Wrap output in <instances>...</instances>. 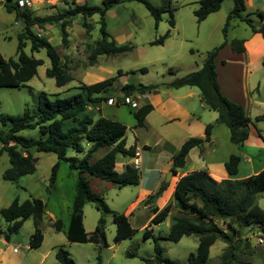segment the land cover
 I'll return each mask as SVG.
<instances>
[{
  "label": "rangeland",
  "instance_id": "1",
  "mask_svg": "<svg viewBox=\"0 0 264 264\" xmlns=\"http://www.w3.org/2000/svg\"><path fill=\"white\" fill-rule=\"evenodd\" d=\"M148 1L154 6L165 9L161 13V19L157 26H155L154 19L145 6L134 0H125L113 5L106 11L105 22L109 39H113L118 45L129 44L133 48L125 53L98 55L94 60L89 59V54L94 41L100 38L98 14L86 17V21L89 23L88 31L82 27V17L80 15L74 17L66 25L68 44L65 48L61 44L58 25L45 24L43 28L36 25L32 26L34 32L46 36L58 51L62 60L67 62L73 79L63 86H56L54 79L47 77L44 73L49 66L45 49L41 48L39 51L31 53L30 43L26 41L23 51L28 55L32 54L35 58L42 59L43 64L37 67L36 74L24 86L0 87V114H20L26 107L35 105L37 96L41 91L47 93L49 97H54L53 94L64 97L77 93L79 91L77 86L80 83L90 84L109 76H117V70L128 73L117 76L112 86V96L122 97L119 87L125 83L153 84L158 90L160 89L159 91L164 96L162 89L164 86L170 87L168 84L175 78L199 69L208 52L224 40L229 51H221L220 59L225 61V66H222L221 62L218 61V71L224 76H231L237 72L241 77L240 88L241 83H243L244 73L242 72L245 71V67L244 61L238 55H235L237 54L236 51L231 49L232 42L235 39L245 40L244 46L246 45V50L249 53L248 85L253 98L257 99L258 102L252 103L250 116L253 119L254 116L264 112V65L262 64L264 38L258 32L253 33L250 27L236 16L228 20L226 31L223 32L227 16L234 6L233 0H222L217 11L208 14L206 18L199 22L193 14V11L198 7L199 0ZM74 2L76 4L87 3L101 6L102 0H29V6L27 7L32 9L33 14L38 17L52 18L62 10L73 6ZM168 5L171 8L172 15L169 12ZM256 7L262 12V18L259 17L260 14L250 13L248 17L254 26L259 27L264 25V0L258 2ZM240 14L242 16L247 15L246 10L241 11ZM171 18L174 22L173 26L169 23ZM21 29V19L16 18L13 12H7L3 7L2 0H0V53L5 59L15 56L17 34ZM166 31H169V33L162 45L150 44L152 40L163 35ZM141 68H145L146 71H141ZM235 84L238 88V83ZM186 90L187 88L182 86L178 89V93H183ZM195 100L193 97L189 98V103L194 105ZM138 101L140 102L139 97ZM196 105L199 109L198 103ZM198 109L196 114L201 112ZM99 110L100 113H96V116L100 114L106 118L117 120L126 126L124 133L126 145H133L136 137L139 141L146 139L150 149L143 150L141 155L144 154L150 161L159 152L158 147L153 142L156 133L164 134L171 139L178 135L175 130L167 127L160 128L157 132L143 128L144 131H141V134L135 137L134 130L137 127H135V118L132 114L133 109L129 104L107 105L103 101L99 104ZM207 110L203 111V117L205 114H209L207 113L209 109ZM196 117L197 115L194 118ZM154 119H159V117H154ZM154 119H151L153 123L155 122ZM214 122L215 120L210 123L213 124ZM194 128L192 130L193 136H198L197 127ZM215 128H218L217 151L209 157L213 160L208 164L209 167L215 169L212 165L216 166V163L219 167L222 164L220 162L222 157L228 159L229 154H238L243 149L251 156V165L254 169L264 165V147L257 149L256 147H247V144L232 143L226 125L216 124L213 129ZM258 129L264 137V122L258 124ZM20 133L33 137L38 135L36 129H26ZM262 141L264 142V140ZM34 155L37 157L34 172L20 176L16 182L2 179L1 175L9 166V162L6 153L0 155V209L8 206L14 198H17L20 202L31 198L41 199L44 203V215L40 224L43 240L37 247H29L30 236L34 228L32 219H26L17 232L10 235L8 241L0 236V264H59L55 258V251L59 246L64 247L69 252L74 264H144V258L153 257V239L151 236L145 238L143 231L150 222L151 208L160 205L162 197H165V193L170 187V183L167 185L163 183V180L167 179V173L163 175L162 182L160 181L158 187L163 186V190L161 193H157L158 188H156L152 192L151 200L148 202L149 205L142 202L141 199H136L139 190L137 185H126L118 188L110 182L102 181L103 183L99 184L94 178H90L91 189L103 196L104 201L112 211L125 213L135 232L126 239L114 242L115 224L112 222L111 215L107 214L104 217L106 245L102 241L94 242L93 240L73 242L66 239L64 231L67 228L75 194L77 172L70 169L66 162L59 161L53 185L48 187L50 169L57 160L56 155L51 152H36ZM67 155L74 156L76 154L74 151L68 150ZM100 155L98 153V157ZM117 159L124 160L127 157L118 153ZM243 160L241 158L240 167L246 165ZM159 161L165 160L160 159ZM195 161L198 166L202 162L201 160ZM141 165L142 162H140L139 168ZM147 166L144 165L141 169H146ZM117 167L121 166L118 165ZM192 169L195 170V168ZM220 170L226 174L223 165L220 166ZM245 172L246 170L239 169L236 178L242 176ZM143 178V182L152 184V180L147 181L145 177ZM167 201H171L172 206L166 218L158 224L150 223L148 227L151 228L153 236L166 233L173 216L180 214L173 198ZM256 204L264 209V192L257 197ZM99 216L100 212L94 208L91 202L84 204L83 226L87 233L93 232ZM55 219L62 221L63 228L61 231H56L51 226V222ZM218 225L225 230V224L218 222ZM5 227L6 222L0 216V229L4 230ZM240 231L242 235L241 239L237 240L238 250L235 252L237 260L243 262V264H264V234L259 235L254 227H245ZM197 241L195 235H190L183 236L177 242L160 239L159 243L163 246L164 255L184 264L188 254L195 251ZM225 247L224 242L215 241L209 249V256L204 264H220L221 254ZM128 253H134V256H127Z\"/></svg>",
  "mask_w": 264,
  "mask_h": 264
},
{
  "label": "trees",
  "instance_id": "2",
  "mask_svg": "<svg viewBox=\"0 0 264 264\" xmlns=\"http://www.w3.org/2000/svg\"><path fill=\"white\" fill-rule=\"evenodd\" d=\"M125 0H102L100 5H89L87 3L70 6L55 17H38L33 14L32 9L22 6L21 0H2L4 9L13 12L16 18L22 21V29L17 34V45L15 56L5 59L0 53V87H20L30 80L35 74L37 67L43 64V60L28 55L23 51L26 41H29L30 52L45 49L49 59V66L45 69V75L54 79L56 86L60 87L73 79L70 67L63 61L58 51L49 42L45 35L32 30L36 25L43 28L45 24L59 26L61 44L65 48L68 44V31L66 25L80 15L81 25L88 31L89 23L86 17L93 14L99 15L100 38L94 41L89 54V59L94 60L98 55H115L130 51L133 46L129 44L118 45L113 39H109L106 30V11L113 5ZM142 3L154 19L155 26L161 19L163 7H157L148 0H134ZM234 6L230 10L223 27L225 33L228 20L236 16L244 21L253 33H260L264 38V25L254 26L247 15L242 16L241 11L246 9L245 0H233ZM222 0H199L198 7L193 11L199 22L220 7ZM171 14V8L168 5ZM172 15V14H171ZM262 16V14H260ZM174 25L172 18L169 20ZM169 31L155 38L151 45H162ZM244 40L235 39L231 49L236 52L244 51ZM226 45L222 41L218 46L208 52L206 59L199 69L175 78L168 86L178 88L182 86H194L199 90L201 102L209 110L215 111L217 117L215 122L205 125L204 137H190L185 140L180 148L172 154L170 173L176 174L177 169L182 168L185 157L190 149L200 147L210 138V133L216 124H224L229 130L230 141L235 144H243L248 137L249 126H256L259 121H264V112L254 116L252 119L245 108L233 100L227 98L220 90L216 72V58L219 51ZM264 65V59L262 60ZM141 71H146L141 68ZM117 70V76L127 74ZM116 75L109 76L100 81L85 84L80 83L77 93L59 97H49L41 91L37 96L34 106L26 107L20 114H0V155L6 153L9 166L3 171V180L16 182L17 179L26 174L34 172L37 157L36 152H51L56 155V162L50 169L48 187L53 185L59 161H64L69 168L77 172L75 194L72 200L71 212L67 228L64 231L68 241L88 242L102 241L105 245L104 217L111 215L115 224L114 242H119L130 237L135 229L132 228L128 216L124 213L112 211L103 196L93 191L89 180L92 177L110 182L118 188L126 185H137L140 180V171L132 164H126L122 171L115 169L116 155L133 157L135 146L126 147L124 133L126 126L100 113L99 104L112 98L111 90L117 79ZM156 88L153 84L125 83L120 85L122 97H115L117 103H124L123 98L129 95H141ZM125 104V103H124ZM130 106V105H129ZM131 107V106H130ZM132 108V107H131ZM133 109L135 126H142L145 115L152 109L150 103L140 104ZM38 131L36 137L22 135V130ZM259 134V131H258ZM260 135V134H259ZM264 140V138H263ZM108 148L102 155L95 158L99 149ZM68 150L74 151L76 155H67ZM241 158L231 154L223 167L227 174L226 178L216 180L204 169L193 170L182 175L175 183L172 198L180 212L172 218V222L166 233L153 236L150 223L158 224L168 215L172 202H167L162 208H151L153 216L148 227H145L143 235L145 238L152 237L154 254L152 258H144V264H182L178 260L164 255L160 239L177 242L183 236L195 235L197 246L194 252H190L184 264H204L209 256V249L215 241L220 240L226 244L221 254L220 264L242 263L236 258L238 241L241 239L240 229L254 227L259 235L264 234V209L256 204L257 197L264 192V168L255 174L244 178H236ZM163 186L158 188L161 193ZM146 199L145 201H149ZM91 202L94 208L100 212L97 224L92 233H87L83 226V206ZM44 215V203L39 198L25 199L19 201L14 198L10 204L0 209V216L6 222L4 230L0 229V236L6 241L10 235L17 232L23 221L32 219L34 231L30 236L29 247L40 245L43 234L40 224ZM225 224V230L218 225ZM51 226L56 231L63 228L62 221L55 219ZM246 243V242H245ZM127 256H134L128 253ZM55 258L59 264H74L69 252L59 246L55 251Z\"/></svg>",
  "mask_w": 264,
  "mask_h": 264
},
{
  "label": "crops",
  "instance_id": "3",
  "mask_svg": "<svg viewBox=\"0 0 264 264\" xmlns=\"http://www.w3.org/2000/svg\"><path fill=\"white\" fill-rule=\"evenodd\" d=\"M261 0H245L246 3V14H262V12L256 7V4L260 2ZM248 10V11H247ZM260 18H262L261 15H259ZM245 42V40H244ZM244 45V43H243ZM246 45L244 46V51L240 52L235 55H238L243 61H244V67L245 71L243 76V83H241L240 88H239V82L241 81L240 75L235 72L231 76L228 75H223L220 74L218 71V61L221 62L222 66H225V61L220 59V53L223 50H228L227 44L219 51V54L216 58V71H217V80L218 84L220 86L221 92L229 99L240 103L246 110L247 114L250 116V108L253 102L258 103L257 99H254L251 91H250V86L248 85V73H249V53L246 50ZM247 67V68H246ZM238 83V88L236 87L235 83ZM184 87V86H183ZM187 90L183 93H178V89L181 88H170L167 86H164L163 92L164 96L162 93L157 89L154 88L150 92H147L142 99H140V104L143 103H150L152 105V109L145 115L144 117V123L142 126H137L135 128V137L139 134H141V131L143 128L146 130H150L153 132H157L160 128H170L173 129L177 132L178 135H176L175 138L171 139L169 136L166 135H160L156 133V138L153 141L154 144L158 147L159 152L158 155L153 158L152 161L149 160L148 157L141 155V152L143 150H149L150 146L148 145V141L146 139H142L139 141L137 137L135 138L134 146L135 150L138 148V155L137 157H129L126 155H121L127 157V159L124 160H118L117 155H116V163H115V169L117 171H122L124 166L126 164H131L134 159L136 158L138 161L137 168L140 171V180L137 186L139 187V190L137 192V198L136 199H141L142 202L145 204L149 205L148 202L151 200V194L156 190V188L159 187L160 181L162 182V177L165 173H170L169 169L171 166V157L172 154H174L181 146V144L187 140L190 137H204V128L206 124H209L210 122L214 121L216 119V113H214L212 110H209V114H205L207 117H203V111H208L206 106L201 102L200 100V94L199 90L194 87V86H185ZM247 92V93H246ZM195 98L196 103H198L199 109L197 108L196 103L194 105L192 103H189V98ZM198 111H201L200 114H196ZM195 115H197L196 118ZM154 117H159V119H154ZM251 117V116H250ZM154 119L155 122L153 123L151 119ZM252 118V117H251ZM159 121V123H157ZM264 121L257 122L256 126L254 127L253 125L249 126V132H248V137L244 141L243 144H247V147L251 148H257L261 149L264 147V142L263 136L258 134V124H261ZM136 127V126H135ZM194 127H197V132L198 136H193L192 130L195 129ZM228 129V128H227ZM217 131L218 128L212 129L210 133V138L208 141H205L203 145L200 147H194L190 149L188 152L187 156L185 157V163L182 168H179L180 170L177 169L176 174L170 173L169 177L164 181V184H169L170 187L168 191L165 193V197H162V202L160 205L157 207L158 209L162 208L168 201L172 198V193L173 189L175 186V183L177 180L182 176L185 175L191 171H193L192 168H195V170L198 169H204L208 171L209 175L216 179L220 180L221 178H226L227 175L222 173L220 170V166L224 164V162L227 160L226 157H222L220 159V162L222 164L218 167V163L215 165H212L215 169H212L209 167L208 164L213 161L211 158V155L216 153L217 151ZM229 131V130H228ZM222 132H224L222 130ZM125 138V137H124ZM126 144V141H125ZM131 145H126V147H129ZM108 148H102L97 151L95 154V158L98 157L99 154H103L105 151H107ZM231 154H229L230 156ZM240 158L244 159L243 161L246 163V165H242L241 167L238 166V170H246L245 173H243L242 176H237V178H244L250 174H255L259 172L261 169L264 168V165H260L257 169H254L251 165V156L246 153L245 149L240 151L238 154ZM142 156V157H141ZM144 156V157H143ZM161 156V158H160ZM228 156V157H229ZM197 157V158H195ZM165 160V161H159V160ZM201 160V164L199 167L196 164L195 160ZM148 160V161H147ZM142 162L141 167L139 168V164ZM189 163V164H188ZM120 165L121 167H117ZM147 166L146 169H141L143 166ZM188 165V166H187ZM196 166V167H195ZM205 166V167H204ZM146 180H152V184H147L144 181V178ZM94 178V180L97 183H103L101 179L99 178ZM107 182V181H106ZM90 184V183H89ZM109 185V184H107ZM93 188H95L92 185ZM150 199L149 201H145L146 199ZM167 201V202H166ZM152 211V210H151ZM125 214V213H124ZM153 216V213H152ZM151 216V217H152ZM66 237V236H65ZM67 239V238H66ZM43 240V239H42Z\"/></svg>",
  "mask_w": 264,
  "mask_h": 264
},
{
  "label": "built area",
  "instance_id": "4",
  "mask_svg": "<svg viewBox=\"0 0 264 264\" xmlns=\"http://www.w3.org/2000/svg\"><path fill=\"white\" fill-rule=\"evenodd\" d=\"M21 3H22L23 5H25V6H29V0H21ZM145 94H146V93L141 94V95H134V94H133V95L125 96V97L123 98V101H122V102H124L125 104H129L132 108H137V107L140 105V102L138 101V97H139V99H142V98L144 97ZM140 101H141V100H140ZM105 103H106L107 105H114V104L117 103V101H116L115 97H112V98L110 97V98H108V99L105 101ZM137 155H138V148H136L135 153H134V156H135V157H137ZM132 165L135 166V167H137V165H138V161H137L136 158L134 159Z\"/></svg>",
  "mask_w": 264,
  "mask_h": 264
},
{
  "label": "water",
  "instance_id": "5",
  "mask_svg": "<svg viewBox=\"0 0 264 264\" xmlns=\"http://www.w3.org/2000/svg\"><path fill=\"white\" fill-rule=\"evenodd\" d=\"M170 173H167V178L169 177Z\"/></svg>",
  "mask_w": 264,
  "mask_h": 264
}]
</instances>
